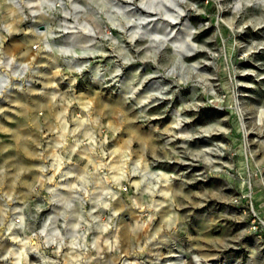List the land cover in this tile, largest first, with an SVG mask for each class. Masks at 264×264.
Here are the masks:
<instances>
[{
  "label": "rangeland",
  "instance_id": "1",
  "mask_svg": "<svg viewBox=\"0 0 264 264\" xmlns=\"http://www.w3.org/2000/svg\"><path fill=\"white\" fill-rule=\"evenodd\" d=\"M0 71V264H264V0H0Z\"/></svg>",
  "mask_w": 264,
  "mask_h": 264
},
{
  "label": "bare ground",
  "instance_id": "2",
  "mask_svg": "<svg viewBox=\"0 0 264 264\" xmlns=\"http://www.w3.org/2000/svg\"><path fill=\"white\" fill-rule=\"evenodd\" d=\"M30 2V1H29ZM28 2V3H29ZM61 4H64V1H62L61 2ZM60 4V5H61ZM16 6L18 7V9H20V10H22L23 8H24V4L23 3H21L20 1H16ZM49 13H50V10H49ZM35 16H36V13H35ZM122 27H123V25H121ZM108 27V26H107ZM40 32H42V33H44L45 35H48L49 33H52V31H48V28H47V26L44 28V29H40ZM91 34H95L96 32H95V30L94 29H91ZM172 33L173 32H170V35H168V36H172ZM75 62V61H74ZM81 69V67L79 68V70ZM8 79H9V75H8V73L7 72H1L0 71V82L1 83H7L8 82Z\"/></svg>",
  "mask_w": 264,
  "mask_h": 264
},
{
  "label": "water",
  "instance_id": "3",
  "mask_svg": "<svg viewBox=\"0 0 264 264\" xmlns=\"http://www.w3.org/2000/svg\"><path fill=\"white\" fill-rule=\"evenodd\" d=\"M44 26L43 25H40V28H43Z\"/></svg>",
  "mask_w": 264,
  "mask_h": 264
}]
</instances>
